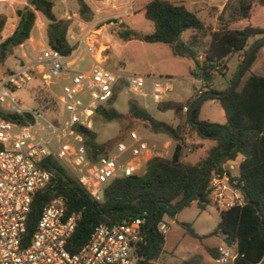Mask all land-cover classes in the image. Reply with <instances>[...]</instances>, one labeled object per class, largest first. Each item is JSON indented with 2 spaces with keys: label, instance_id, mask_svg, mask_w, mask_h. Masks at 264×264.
Masks as SVG:
<instances>
[{
  "label": "trees",
  "instance_id": "trees-1",
  "mask_svg": "<svg viewBox=\"0 0 264 264\" xmlns=\"http://www.w3.org/2000/svg\"><path fill=\"white\" fill-rule=\"evenodd\" d=\"M74 1L78 5L81 20L92 22L95 19V12L87 0ZM95 1L103 3L106 0ZM55 2L56 0H28L30 7L16 11L19 21L15 29H13L15 18L0 14V69L6 67V62L14 55V50L30 39L37 21V13H41L48 22L46 29L48 45L64 57L70 58L74 55L78 43L72 45L69 42L70 22L56 16ZM256 4L264 8V0H240L234 22L250 21ZM227 7L228 4L225 9ZM143 12L145 19L152 23L153 32L143 34L123 23L124 29L118 32L119 38L125 42L166 45L174 57L195 59L199 63L201 71L198 73L192 68L190 73L201 81L202 94H198L195 88L192 99L187 103L189 111L184 114L185 123L199 137L214 140L217 145L201 162L192 164L183 161L186 145L183 126H174L158 120L134 98L128 101L127 115L121 113L115 107L121 92L119 87L107 105H101L96 109L94 121L100 118L108 123H122L125 119H131L135 126H142L153 135H164L173 140L176 145L172 157H154L146 163L144 174L113 180L104 190L103 201H97L62 161L55 157H46L41 162V167L50 173L51 179L34 196L27 222L26 238L29 240L33 235L43 208L53 200L62 198L67 214L79 215L76 230L68 242L67 248L71 253L77 252L87 243L96 226L124 224L140 218L144 219L145 223L144 239L137 248V252L142 256L139 264L146 258H149L147 264H150L159 260L164 251L166 236L158 231V223L163 217L175 216L194 201H197L199 208L204 210L211 202L210 182L213 175L222 171L226 164L240 161L239 174L236 178L242 183L238 186L243 196V204L221 211L218 229L211 235L221 233L226 243L229 245L234 243L237 246L238 257L234 264H264V76L252 72L258 53L264 47V41L246 61L252 44L264 36V28L253 25L242 29L231 28L229 24L221 27L211 34L212 39L204 60L200 61L199 52L182 39L183 34L189 30L198 33L206 31L202 20L194 12L172 0H149ZM252 39L254 42L250 43ZM237 54H243L244 59L227 87L219 89L215 84L216 77L228 75V64ZM244 61L246 64L234 90L223 97L210 95L202 99L194 108L192 118L189 120L192 105L204 94L226 93L230 90ZM21 67L23 66L19 68ZM217 68L218 71L215 73ZM18 69L7 68L3 77L13 74ZM245 78V83L240 88ZM209 100L220 102L226 117L225 124H214L200 119L202 106ZM184 106V103L170 100L159 103L157 108L161 112H172L182 116ZM0 118L21 126H28L34 122L28 113H10L1 106ZM52 118L57 123V118ZM74 130L82 136L88 157L94 163L107 156L114 146L124 142L133 131L129 128L128 132L114 140L101 143L98 141L97 133L91 129L76 125ZM208 164V168L205 169ZM195 188L196 195L192 201L179 206L176 211L168 210V206H174L191 196ZM182 226L192 237L206 238L199 236L191 224L182 223ZM208 252L213 259L218 256V248L208 249ZM182 264L201 263L192 259Z\"/></svg>",
  "mask_w": 264,
  "mask_h": 264
},
{
  "label": "built area",
  "instance_id": "built-area-1",
  "mask_svg": "<svg viewBox=\"0 0 264 264\" xmlns=\"http://www.w3.org/2000/svg\"><path fill=\"white\" fill-rule=\"evenodd\" d=\"M93 35L92 30L84 29L78 41V47H83L92 60L87 71L71 70L78 58L71 64V57H64L49 46L32 63L0 79V106L10 113H28L34 121L21 126L0 118V264H139L142 260L137 248L144 239L145 220L140 218L96 226L87 243L71 253L68 242L79 215H68L62 198L43 208L33 235L26 238L34 196L51 179L41 167L46 157L67 164L79 183L97 201H103L104 190L113 180L142 174L150 159L170 155L171 141H167V150H161L156 142L149 143L146 135L133 130L116 146V153H109L96 163L89 159L83 138L74 127L80 125L94 131L96 109L107 105L119 87L120 94L127 93L146 108L149 100L158 105L169 101L174 93L170 77L140 76L109 68L106 49L97 47ZM68 74L70 83L62 86L60 79ZM38 76L48 85L60 86L64 116L62 120L57 118V123L44 111L25 107L13 94ZM197 90L202 94L201 81ZM183 111L188 113L189 107ZM125 155L129 156L121 161ZM238 174L239 168L233 162L211 179L210 199L223 210L243 204ZM158 231L166 236L169 225L161 220ZM237 257L238 252L233 254L220 246L214 263L234 264Z\"/></svg>",
  "mask_w": 264,
  "mask_h": 264
},
{
  "label": "rangeland",
  "instance_id": "rangeland-1",
  "mask_svg": "<svg viewBox=\"0 0 264 264\" xmlns=\"http://www.w3.org/2000/svg\"><path fill=\"white\" fill-rule=\"evenodd\" d=\"M134 0H131L129 6L133 4ZM149 0H135L134 9L128 10L129 14H117L116 18L108 19H96L91 25L83 24L79 14L76 11L70 10V16L67 19L72 24L79 25L81 32L84 29H90L95 35L97 40V47L100 50L106 49L105 55L107 56V66L111 69L123 70L125 72L136 74L140 76L150 77H164L169 75L172 78L174 85V93L172 97H176L178 100H183L186 92L191 90L188 81V68L185 63L187 61L183 58L174 57L168 46H163L158 50V44H148L144 42L132 41L125 42L118 36V32L122 28L124 19L125 24L128 28L138 31L143 34H150L153 32V25L151 22L145 19L143 8ZM174 2L185 5L190 11L194 12L205 25L206 22L212 20L221 10L222 0H172ZM240 0H232L230 2L226 13L227 16L233 15L235 7L239 4ZM77 5V3L75 2ZM113 6L111 8L114 13H122V8L114 2L113 4H105V6ZM78 6V5H77ZM103 6H100L102 8ZM98 11V14H100ZM100 17V16H99ZM14 18V17H13ZM13 29L16 27L17 19H13ZM118 21V22H117ZM251 23L253 26L264 28V8L256 4L253 9L252 20H242L236 26L237 28H244ZM38 26L42 25L40 21H37ZM80 24H83L81 26ZM206 26V25H205ZM203 32H201L202 34ZM201 34L198 36V43L190 41L187 37L188 34L183 35V40L186 44L196 48L200 52L205 54L208 45L203 42ZM78 58L77 62L72 66L71 70L87 71L91 65L92 60L86 50L77 55H73L71 58V64L74 62V58ZM35 57L31 56L28 59H22L20 56L15 55L8 69L16 70L20 66H26L34 61ZM235 61L229 62V73L230 68H235ZM0 69V79L6 74L7 68ZM193 65L191 66V69ZM236 69V68H235ZM253 72L257 75L264 76V56L261 60L254 64ZM228 73V74H229ZM247 77V76H246ZM232 78V77H231ZM231 78L228 80L227 85L231 82ZM71 75L63 76L60 79L62 86L69 84ZM225 78L222 76L216 77V82H223ZM150 80L147 84L150 85ZM14 96L28 108H34L44 110L52 117L63 119L64 108L60 100L61 89L59 85L46 84L40 76L34 77L31 82L24 86L20 90H16ZM132 99L127 93L122 92L115 104L118 111L123 114L128 113L127 104ZM148 111L157 119L163 120L167 118V122L173 123L176 126H183L184 136L186 138V145L183 152L182 160L187 163H196L205 160L211 153L213 146H210L212 140L202 139L191 130V127L185 123L184 111L182 116L173 114L158 113L157 104L152 100L148 101ZM48 115V116H49ZM203 118L205 121L214 124H220L225 121V114L223 107L220 104H206L203 110ZM129 128L138 131L141 135H152L149 131L144 129L142 126H135L131 119H125L122 123L118 122H105L100 118H96L94 121L93 129L98 135V141L105 143L114 140L118 136L125 132H128ZM175 142L172 144V152L175 149ZM116 146H114L110 153H116ZM173 155V154H172ZM171 153L167 158L172 157ZM129 155L121 157V161L127 159ZM185 158V160H184ZM72 173L73 170L65 163H63ZM223 211V207L219 206L215 202L211 201L206 205L205 209L202 210L198 206V202L194 201L189 206L184 207L175 216L165 215L163 220L169 225V232L166 235V242L164 251L159 260L155 261L157 264H182L188 260H197L201 264L214 263V259L211 255L207 254V247L221 244L226 247L231 253L237 252V246L228 244L225 241L223 234H213L219 226L220 214ZM182 223L191 224L195 232L206 238L197 239L192 237L186 229L182 226Z\"/></svg>",
  "mask_w": 264,
  "mask_h": 264
},
{
  "label": "crops",
  "instance_id": "crops-1",
  "mask_svg": "<svg viewBox=\"0 0 264 264\" xmlns=\"http://www.w3.org/2000/svg\"><path fill=\"white\" fill-rule=\"evenodd\" d=\"M130 1L131 0H106L103 3H98L95 0H87L89 5L91 6L93 11L95 12V19L93 21H95L96 19H99V20L104 19L105 20V19H108V18L119 17V16H117V14L118 15L119 14L124 15V13L125 14L126 13L129 14L128 10H132L133 11V9H134L135 0L133 1L132 6L131 5L129 6V4L131 3ZM114 2L119 4V6L122 8V13H114V11L111 9V8H113L112 5L111 6H108V5L105 6V4H107V3L113 4ZM221 2H222V4H221L220 12L215 17H213L212 20L206 22V24H205L206 25L205 26L206 27V31L204 33L201 34V33H198L196 31H193V30H189V31L184 33V34H188L187 37L190 39V41H193V42L197 41V43H198V36L201 34V36H202V38L204 40L203 42H205L206 45L209 46V44L211 42V39H212V35L211 34L213 32L217 31L221 27L226 26L228 24H229V26L231 28H237L236 25L238 23H240L241 21H238V22H234V21L236 19L235 18L236 17V11H237V8H238L239 4H237V6L234 8L235 11H234L233 15L227 16L226 13L224 14V12L227 11V9H225V6L227 4L229 6V4H230V2H232V0H222ZM100 6H103V7L100 8ZM24 7H30V5L28 3V0H0V14H4V15H7L9 17L16 18L17 19V24H18L19 18L16 15V11L18 9L24 8ZM70 10L76 11L78 13V6L75 4L74 0H56L55 7H54V12H55L56 16L59 19L67 20L69 18V16H70ZM101 10H102V12H99L100 14H98V11H101ZM37 21H40L42 25L38 26ZM37 21H36V24H35V27H34L32 33H31L30 39L28 41H26L23 45H21L20 47H17L14 50V55L11 56L7 60L6 66H9V64L11 62V59H13V57L15 55L20 56V58H22V59H28L31 56H34L36 58V56L42 50H44L47 47H49L48 39H47V33H46L48 22L46 21V19L44 18V16L41 13H37ZM93 21L90 22V23H87V22L83 21V24L88 26V25H91L93 23ZM120 22L125 23L124 19L122 21H120ZM83 24H80V25L83 26ZM249 25H252V24L249 23ZM78 26L75 25V24L70 23V27H69V31H68V40H69V42L72 45L77 44L79 39H80V37H81V35H82V32H81V30H80V28ZM182 39H183V36H182ZM0 42H1V40H0ZM252 42H254V39H252L250 41V43H252ZM162 47L163 46H161V44H158V50H160ZM82 50H85V49H83V47H81V48L78 47L77 50L75 51L74 55H77L78 53L82 52ZM197 51L199 52V60L200 61L204 60V55L205 54L203 52H200L199 50H197ZM263 56H264V47L259 51L258 58H257L256 62L261 60L263 58ZM76 58H77V56H76ZM76 58H75V60H76ZM183 59H185V58H183ZM243 59H244L243 54H237L230 60V64L232 63V61H235V65H236L235 68L236 69L235 68H230V73L228 72L229 74L226 77H223V78H225V80L223 82L217 83L216 79H215V84L217 85V87L219 89H224V88L227 87L228 80L236 72L239 64L242 62ZM186 60L187 61H185V63H186L187 68H188V74H189L188 81H189V85H190L188 87H190L191 90H188V92H186L183 100H178L176 97H172L170 99V100H174V101H177V102L184 103L185 106H187V103L192 99L194 90H195V88L198 87L199 82H200V80L196 79L190 73L192 65H193V68H194V63L192 61L193 59L192 60L186 59ZM228 66H229V64H228ZM253 67H254V65H253ZM253 67H252V72H253ZM167 76H169V75H167ZM164 77H166V76H164ZM246 78L242 82L240 88L244 85ZM206 104H208V105L209 104H215L216 105V104H220V102L217 101V100H209V101H206L203 104L202 110H201V114H200V119L202 121H205V119L203 118V110H204ZM158 113L170 114V117L173 116L172 112H161L159 109H158ZM158 120H160V119H158ZM161 121L167 122V118H165V119H163ZM225 122H226V117H225V121L220 123V124H225ZM170 124H173V123H170ZM174 126H176V125H174ZM147 138H148V142L149 143H155L156 142L159 145V147L161 148V150H167V145H168L167 141L168 140L171 141L172 144H173V140L167 138L164 135H153L152 134L150 136L147 135ZM211 142L212 143L210 144V146H213L216 143V141H214V140H212ZM216 145H217V143H216ZM171 150H172V146L170 147V153L172 155L173 152ZM184 160H185V158H184ZM196 163H198V162H196ZM196 163H192V164H196ZM234 163L237 164V166L239 168L240 161H237V162H234ZM144 173H145V169L142 171V174H144ZM220 246H221V244H216L215 246L207 247L205 249H206L207 254L210 255V253L208 252V249H217Z\"/></svg>",
  "mask_w": 264,
  "mask_h": 264
},
{
  "label": "water",
  "instance_id": "water-1",
  "mask_svg": "<svg viewBox=\"0 0 264 264\" xmlns=\"http://www.w3.org/2000/svg\"><path fill=\"white\" fill-rule=\"evenodd\" d=\"M263 41H264V36H262L261 38H259L258 40H256V41L252 44V46H251V48H250V51H249V53H248V56H247V58H246V61L249 60V58L251 57V55L253 54V52L255 51V49H256V48L259 46V44H260L261 42H263ZM192 61H193V63H194V68H195V70L199 73V72L201 71V70H200L199 63H198L195 59H193ZM246 61H244V62L241 64L240 69H239L238 74H237V77H236L234 83L232 84L230 90H229L228 92H226V93H213V92H207L206 94H204L202 97H200V98H199V99H198V100L192 105V107H191V109H190V112H189V116H188V117H189V120H191V118H192L194 108L196 107V105H197L202 99H204V98H206L207 96H210V95H215V96H217V97H223V96H225V95L231 93V92L234 90L235 86L237 85V83H238V81H239V79H240V77H241L242 70H243V68H244V66H245V64H246ZM208 166H209V164L206 166L205 169H207ZM195 195H196V188H195V190H194V192L192 193L191 196L185 198L184 200L179 201V202H178L177 204H175L174 206H168V210L171 211V212H172V211H176V210L179 208V206H182V205H184V204H186V203L192 201V199L195 197ZM154 223H155V220H154ZM147 262H149V258H146L145 261H144L142 264H147Z\"/></svg>",
  "mask_w": 264,
  "mask_h": 264
}]
</instances>
